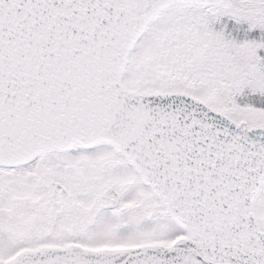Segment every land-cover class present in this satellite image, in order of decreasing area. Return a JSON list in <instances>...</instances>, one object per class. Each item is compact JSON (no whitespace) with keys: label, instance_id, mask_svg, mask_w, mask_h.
<instances>
[{"label":"snow or ice","instance_id":"obj_1","mask_svg":"<svg viewBox=\"0 0 264 264\" xmlns=\"http://www.w3.org/2000/svg\"><path fill=\"white\" fill-rule=\"evenodd\" d=\"M0 264H264V0H0Z\"/></svg>","mask_w":264,"mask_h":264}]
</instances>
